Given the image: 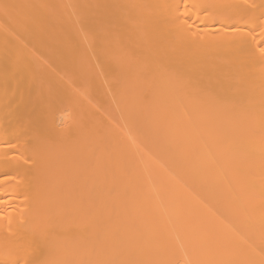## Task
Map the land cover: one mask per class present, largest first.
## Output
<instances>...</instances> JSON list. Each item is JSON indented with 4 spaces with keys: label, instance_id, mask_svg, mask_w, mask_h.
Instances as JSON below:
<instances>
[{
    "label": "bare ground",
    "instance_id": "6f19581e",
    "mask_svg": "<svg viewBox=\"0 0 264 264\" xmlns=\"http://www.w3.org/2000/svg\"><path fill=\"white\" fill-rule=\"evenodd\" d=\"M0 264H264V0H0Z\"/></svg>",
    "mask_w": 264,
    "mask_h": 264
}]
</instances>
